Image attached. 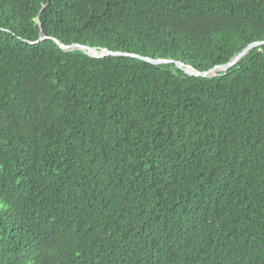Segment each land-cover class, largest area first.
Returning a JSON list of instances; mask_svg holds the SVG:
<instances>
[{"label": "trees", "instance_id": "trees-1", "mask_svg": "<svg viewBox=\"0 0 264 264\" xmlns=\"http://www.w3.org/2000/svg\"><path fill=\"white\" fill-rule=\"evenodd\" d=\"M261 40L264 0H0V264H264V43L174 62Z\"/></svg>", "mask_w": 264, "mask_h": 264}, {"label": "water", "instance_id": "water-1", "mask_svg": "<svg viewBox=\"0 0 264 264\" xmlns=\"http://www.w3.org/2000/svg\"><path fill=\"white\" fill-rule=\"evenodd\" d=\"M40 38H43V36H41ZM54 40L56 42H58L57 39L54 38ZM263 43H264V40L250 42L244 48H242L237 54H235L233 57H231L227 62L219 64V65H215V66L208 68L206 70H197L193 66H191L189 64H184L181 61H174V62L179 68L183 69L188 74L196 75V76H203V77H211V76L217 75L219 73H224L229 67L233 66L241 57H243L245 54H247V52L250 49H252L253 47L259 46ZM59 45L63 50L82 49L86 53H88L89 55H91L93 57H102V56H107V55H129V56H133V57H137V58L146 60V61L153 63V64H160V63H166V62H172L173 61L172 59L152 58V57H148V56H141V55L134 54V53H128V52H122V51H113V50H109L106 48L97 49V48L92 47V46L81 45L78 43H72V44H67V45L59 44Z\"/></svg>", "mask_w": 264, "mask_h": 264}]
</instances>
